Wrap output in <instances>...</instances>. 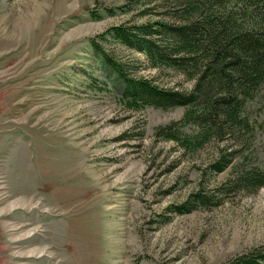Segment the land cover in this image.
<instances>
[{
    "label": "rangeland",
    "instance_id": "374dc122",
    "mask_svg": "<svg viewBox=\"0 0 264 264\" xmlns=\"http://www.w3.org/2000/svg\"><path fill=\"white\" fill-rule=\"evenodd\" d=\"M152 6L0 0V264H224L264 247V186L236 184L264 169V94L248 105L252 143L219 174L213 143L156 134L184 108L121 99L103 53L160 87H191L106 35L159 20Z\"/></svg>",
    "mask_w": 264,
    "mask_h": 264
},
{
    "label": "trees",
    "instance_id": "16d2710c",
    "mask_svg": "<svg viewBox=\"0 0 264 264\" xmlns=\"http://www.w3.org/2000/svg\"><path fill=\"white\" fill-rule=\"evenodd\" d=\"M148 2L154 6L145 12L161 10L159 20L112 27L106 35L142 53L150 67L181 73L191 87H160L133 76L122 63L103 53L120 78L121 99L133 110L184 108L180 121L159 127L156 134L192 150L213 143L215 156L209 169L222 173L255 137L248 105L264 94V0ZM189 126L192 131L187 134L183 129ZM237 175L236 184L255 189L264 186V169L241 170ZM196 195V205L207 204V196ZM224 264H264V247L242 252Z\"/></svg>",
    "mask_w": 264,
    "mask_h": 264
}]
</instances>
